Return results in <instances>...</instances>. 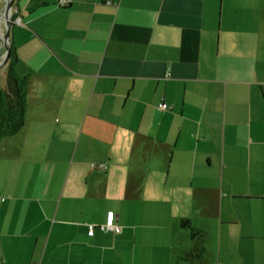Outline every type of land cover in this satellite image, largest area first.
<instances>
[{"label":"crops","instance_id":"1","mask_svg":"<svg viewBox=\"0 0 264 264\" xmlns=\"http://www.w3.org/2000/svg\"><path fill=\"white\" fill-rule=\"evenodd\" d=\"M11 17L0 95L10 65L24 112L0 139V264H189L181 220L202 264H264V0H15ZM109 212L119 233L98 228Z\"/></svg>","mask_w":264,"mask_h":264},{"label":"trees","instance_id":"2","mask_svg":"<svg viewBox=\"0 0 264 264\" xmlns=\"http://www.w3.org/2000/svg\"><path fill=\"white\" fill-rule=\"evenodd\" d=\"M5 77L7 91L3 98L0 95V139L15 134L22 127L24 112L23 82L15 78L10 65ZM180 227L189 232L191 248L179 257L189 264H202L205 256V233L193 229L188 220H181Z\"/></svg>","mask_w":264,"mask_h":264},{"label":"water","instance_id":"3","mask_svg":"<svg viewBox=\"0 0 264 264\" xmlns=\"http://www.w3.org/2000/svg\"><path fill=\"white\" fill-rule=\"evenodd\" d=\"M15 6V0H7L3 10L0 12V24L4 27V35L2 36V51L0 54V69L3 68L10 57L9 31L11 27V15Z\"/></svg>","mask_w":264,"mask_h":264},{"label":"built area","instance_id":"4","mask_svg":"<svg viewBox=\"0 0 264 264\" xmlns=\"http://www.w3.org/2000/svg\"><path fill=\"white\" fill-rule=\"evenodd\" d=\"M109 3V1L107 2V4ZM159 108L161 109H165L166 105L161 104L159 105ZM106 219H105V223L102 226H99V230L101 231H110L112 233H119V228L118 226L114 223V219H113V214L112 212L106 213ZM89 227V232L90 234L92 233V231L94 230V227L88 226Z\"/></svg>","mask_w":264,"mask_h":264},{"label":"rangeland","instance_id":"5","mask_svg":"<svg viewBox=\"0 0 264 264\" xmlns=\"http://www.w3.org/2000/svg\"><path fill=\"white\" fill-rule=\"evenodd\" d=\"M4 80L0 77V87L1 88H4ZM214 245V244H213ZM217 248V247H216ZM216 248H214V250H216L217 251V249Z\"/></svg>","mask_w":264,"mask_h":264}]
</instances>
